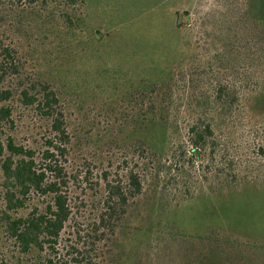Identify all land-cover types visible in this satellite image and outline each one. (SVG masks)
<instances>
[{
	"label": "rangeland",
	"instance_id": "obj_1",
	"mask_svg": "<svg viewBox=\"0 0 264 264\" xmlns=\"http://www.w3.org/2000/svg\"><path fill=\"white\" fill-rule=\"evenodd\" d=\"M84 3L83 27L67 29L58 22L47 38L23 32L17 42L25 49L27 68L57 92L72 137L69 160L90 166L89 182H95L99 167L122 176L123 161L132 165V150L141 155L149 146L169 160L172 147L189 149L183 129L189 119L182 114L191 109L177 108V98L205 97L218 80L229 81L232 67L240 68V78L244 69L249 74L236 111L212 126L224 145L222 165L229 168L231 161L236 182L217 180L212 157L200 152L187 174L196 178L187 197L176 200L172 192L145 183L117 231L116 264H198L200 259L203 264H264V0ZM227 36L238 41L234 58L224 44ZM179 71L192 83L182 90L186 76L179 78L172 90L177 106L163 112L179 115L180 131L170 137L171 129L149 123L140 92ZM22 116L25 120L26 113ZM43 126L33 116L23 129L28 133L17 138L38 143ZM8 259L0 231V264H16Z\"/></svg>",
	"mask_w": 264,
	"mask_h": 264
},
{
	"label": "trees",
	"instance_id": "obj_2",
	"mask_svg": "<svg viewBox=\"0 0 264 264\" xmlns=\"http://www.w3.org/2000/svg\"><path fill=\"white\" fill-rule=\"evenodd\" d=\"M84 7V0H0V231L8 260L16 264H116L113 247L117 231L145 183L172 192L176 200L187 197L196 183L195 176L187 174L194 169L193 160H200V152L212 157L217 180H237L231 161L226 164L229 168L222 165L219 155H223L220 147L224 145L212 127L214 121L236 111L249 87L245 69L244 78H240V68L232 67L229 81L218 80L213 92L205 97L199 94L196 101L177 98L179 106L172 90L184 75L182 90L188 89L192 80L186 72L179 71L165 83L141 91V98L148 103L149 123L171 129L170 137L180 131L179 115L163 112L184 104L191 109L182 114L183 120L189 119L183 125L189 149L172 147L169 160L149 146L141 155L132 150V165L123 161L122 176L112 168L99 167V176L91 186L90 166L69 160L72 137L57 92L27 68L25 49L17 42V35L23 32L34 39L47 38L58 22L67 29L83 27ZM236 42V37L225 38L230 58L239 53ZM31 111L33 115L27 113ZM33 116L44 123L38 143L17 138L19 132L28 133L23 129ZM200 261L198 264H203V259Z\"/></svg>",
	"mask_w": 264,
	"mask_h": 264
}]
</instances>
